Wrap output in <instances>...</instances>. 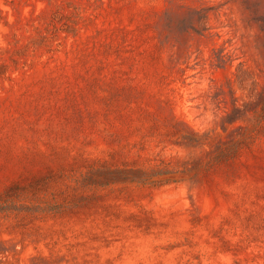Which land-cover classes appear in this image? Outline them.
Returning a JSON list of instances; mask_svg holds the SVG:
<instances>
[{"label": "rangeland", "instance_id": "rangeland-1", "mask_svg": "<svg viewBox=\"0 0 264 264\" xmlns=\"http://www.w3.org/2000/svg\"><path fill=\"white\" fill-rule=\"evenodd\" d=\"M263 25L264 0H0V264H264V134L208 167L254 123L222 128Z\"/></svg>", "mask_w": 264, "mask_h": 264}, {"label": "trees", "instance_id": "trees-1", "mask_svg": "<svg viewBox=\"0 0 264 264\" xmlns=\"http://www.w3.org/2000/svg\"><path fill=\"white\" fill-rule=\"evenodd\" d=\"M264 30V25H263ZM231 108L226 112L222 128L226 129L227 124L234 125L237 120L243 119L247 115H251L254 119L252 128H245L237 125L235 128L241 130V138L231 137L227 141H222L216 150H213L211 160L208 162V167H212L222 162H228L236 158L241 149L246 146L255 136L264 134V82L255 83L251 88L247 98L242 102H238V98L233 91L230 94ZM248 131L247 133H245ZM215 152V153H214Z\"/></svg>", "mask_w": 264, "mask_h": 264}]
</instances>
